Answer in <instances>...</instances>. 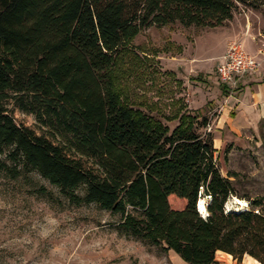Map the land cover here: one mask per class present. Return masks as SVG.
Listing matches in <instances>:
<instances>
[{"label":"trees","instance_id":"trees-1","mask_svg":"<svg viewBox=\"0 0 264 264\" xmlns=\"http://www.w3.org/2000/svg\"><path fill=\"white\" fill-rule=\"evenodd\" d=\"M237 3L264 6V0H0V179L33 171L69 203L118 214L120 233L188 264H213L218 251L264 264V197L251 208L226 210L238 193L216 166L211 133L200 131L207 118L185 115L170 130L122 103L113 72L121 47L142 29L220 26ZM9 100L32 113L42 132L18 125ZM39 190L53 199L52 191ZM170 195L185 206L171 208Z\"/></svg>","mask_w":264,"mask_h":264},{"label":"rangeland","instance_id":"rangeland-1","mask_svg":"<svg viewBox=\"0 0 264 264\" xmlns=\"http://www.w3.org/2000/svg\"><path fill=\"white\" fill-rule=\"evenodd\" d=\"M230 41L247 53L264 49L263 5L237 3L231 19L212 28L174 22L142 29L121 47L113 67L120 100L135 112L170 130L185 115L190 121L193 115L207 118L200 131L211 133L216 166L231 175L238 193L226 210L251 208L252 200L264 197V105L252 95V85L264 81V61L232 90L223 88L215 68ZM6 107L18 125L42 132L32 113L12 100ZM40 187L52 191L53 199ZM168 202L174 209L185 206L174 195ZM118 218L93 203H69L33 171L0 179V264H188L171 250L120 233ZM213 264L259 263L218 251Z\"/></svg>","mask_w":264,"mask_h":264},{"label":"built area","instance_id":"built-area-1","mask_svg":"<svg viewBox=\"0 0 264 264\" xmlns=\"http://www.w3.org/2000/svg\"><path fill=\"white\" fill-rule=\"evenodd\" d=\"M257 52L262 57L260 61L254 60L250 54L245 52L239 42H228L225 54L215 68L220 84L232 90L244 75L255 72L260 63L264 61V49L259 48Z\"/></svg>","mask_w":264,"mask_h":264},{"label":"crops","instance_id":"crops-1","mask_svg":"<svg viewBox=\"0 0 264 264\" xmlns=\"http://www.w3.org/2000/svg\"><path fill=\"white\" fill-rule=\"evenodd\" d=\"M248 54H250V55L253 57V59L256 60V61H260L261 58H262L261 55L258 54V52H257L256 49H255V51H254L253 54H252V53H248ZM221 56H222V55L219 56V61H218V63H219V62L221 61V59H222ZM218 63H217V64H218ZM244 76H245V75H244ZM244 76H243V77H244ZM263 76H264V72H263ZM252 86L255 88V90L253 91L252 95L255 96V97H257V99H258V101H259V104L264 105V81H262V82H258V83H254ZM259 264H260V263H259Z\"/></svg>","mask_w":264,"mask_h":264},{"label":"bare ground","instance_id":"bare-ground-1","mask_svg":"<svg viewBox=\"0 0 264 264\" xmlns=\"http://www.w3.org/2000/svg\"><path fill=\"white\" fill-rule=\"evenodd\" d=\"M234 199H235L236 204H239V202H241V203L243 202V200H241L240 198L234 197ZM198 203H199L198 204L199 210L202 212L203 215H206L205 203L202 201V198L199 199Z\"/></svg>","mask_w":264,"mask_h":264},{"label":"water","instance_id":"water-1","mask_svg":"<svg viewBox=\"0 0 264 264\" xmlns=\"http://www.w3.org/2000/svg\"><path fill=\"white\" fill-rule=\"evenodd\" d=\"M199 204V203H198Z\"/></svg>","mask_w":264,"mask_h":264}]
</instances>
